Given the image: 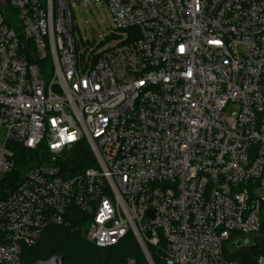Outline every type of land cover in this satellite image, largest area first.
Segmentation results:
<instances>
[{
	"label": "built area",
	"instance_id": "2783aa9c",
	"mask_svg": "<svg viewBox=\"0 0 264 264\" xmlns=\"http://www.w3.org/2000/svg\"><path fill=\"white\" fill-rule=\"evenodd\" d=\"M1 1L0 183L14 146L47 160L0 197V264H27L72 207L100 248L133 236L149 264L150 246L241 264L224 249L262 226L264 0ZM75 2L107 8L117 46L77 41ZM81 146L94 165L66 175Z\"/></svg>",
	"mask_w": 264,
	"mask_h": 264
},
{
	"label": "trees",
	"instance_id": "16d2710c",
	"mask_svg": "<svg viewBox=\"0 0 264 264\" xmlns=\"http://www.w3.org/2000/svg\"><path fill=\"white\" fill-rule=\"evenodd\" d=\"M9 25L19 28V22L15 14L8 8L5 10ZM17 168L0 183V197L5 196L8 190H14L23 179L27 170L34 166L42 165L47 160V154L40 150L29 151L22 146L13 147ZM41 154V155H40ZM94 165L91 151L86 146L75 150L64 165L66 175L81 173ZM68 220L71 227L51 226L42 235L39 242L32 247L25 248L23 260L27 264L46 262L56 256L63 257V264H149L140 246L133 236H127L117 245L109 248H100L86 240V219L75 207L69 210ZM259 236L253 245L250 238ZM240 239L234 243L237 251L230 253L225 247V257L229 261L241 264H257L260 257H264V210L262 214V226L258 233L252 235H239ZM241 244L239 247L238 244ZM154 264H165L162 260L160 247H149Z\"/></svg>",
	"mask_w": 264,
	"mask_h": 264
},
{
	"label": "rangeland",
	"instance_id": "374dc122",
	"mask_svg": "<svg viewBox=\"0 0 264 264\" xmlns=\"http://www.w3.org/2000/svg\"><path fill=\"white\" fill-rule=\"evenodd\" d=\"M0 3L3 4L1 0ZM72 13L76 27L75 37L77 41L79 43L85 42L87 45L92 46L95 50V56H99L102 52L108 51L118 45V39L110 35L114 24L107 8L103 5L89 6L75 2ZM89 56L90 53L87 54V57ZM230 112L231 109L227 113L230 114ZM0 132L4 134L5 130L2 129ZM258 237V235L251 237L250 245H253ZM234 245V243H228L226 245L230 253L237 251ZM129 264H134V262L129 261Z\"/></svg>",
	"mask_w": 264,
	"mask_h": 264
},
{
	"label": "water",
	"instance_id": "95a60500",
	"mask_svg": "<svg viewBox=\"0 0 264 264\" xmlns=\"http://www.w3.org/2000/svg\"><path fill=\"white\" fill-rule=\"evenodd\" d=\"M241 244L239 243L237 246L239 247ZM37 264H63V257L62 256H56L50 259L46 262H39Z\"/></svg>",
	"mask_w": 264,
	"mask_h": 264
}]
</instances>
